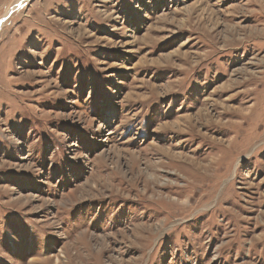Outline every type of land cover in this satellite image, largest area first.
<instances>
[{
    "label": "rangeland",
    "instance_id": "1",
    "mask_svg": "<svg viewBox=\"0 0 264 264\" xmlns=\"http://www.w3.org/2000/svg\"><path fill=\"white\" fill-rule=\"evenodd\" d=\"M0 264H264V0H0Z\"/></svg>",
    "mask_w": 264,
    "mask_h": 264
},
{
    "label": "bare ground",
    "instance_id": "2",
    "mask_svg": "<svg viewBox=\"0 0 264 264\" xmlns=\"http://www.w3.org/2000/svg\"><path fill=\"white\" fill-rule=\"evenodd\" d=\"M250 41H247V46H249ZM183 158H178V160H182ZM184 162H188L185 161ZM194 163V162H193ZM172 166H176L177 168L179 166H181V171H183V173L186 175L188 174V176L190 178H192V180L195 182V185H190L187 188H183L181 189V191L179 192H175L176 190L174 189V187L171 188H166L168 190V194L171 196H175L176 197V201H178L179 197H182L183 194L185 193H190L193 196L199 195L198 199L196 200V204L197 202H200L203 197L201 196V194L204 192V189H206V184L207 182H209L212 178L213 173L217 170L216 169V165H212V166H206V167H195V165L191 164H182V163H172ZM219 170V169H218ZM157 201L156 204L160 207V203L165 201V202H170L167 197H162V196H157ZM194 198V197H193ZM191 197L187 198V208H190L193 206V204L191 205ZM175 201V200H174ZM163 213V212H162ZM192 217V216H191ZM167 223L166 221L164 222V224Z\"/></svg>",
    "mask_w": 264,
    "mask_h": 264
}]
</instances>
